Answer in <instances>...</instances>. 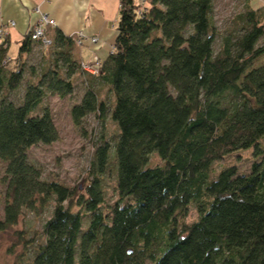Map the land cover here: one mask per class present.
Wrapping results in <instances>:
<instances>
[{"label": "trees", "instance_id": "obj_1", "mask_svg": "<svg viewBox=\"0 0 264 264\" xmlns=\"http://www.w3.org/2000/svg\"><path fill=\"white\" fill-rule=\"evenodd\" d=\"M119 2L113 48L97 74L81 68L75 38L58 29L46 31L38 71L27 64L39 43L29 30L14 59L7 36L0 40V233L25 211L51 206L37 238L15 233L25 253L33 247L31 264H264V6L242 0L221 34L214 0ZM79 78L74 124L109 113L119 129L114 154L107 142L96 149L82 194L43 179L28 158L33 145L58 139L44 100L72 94ZM250 147L247 173L231 165L210 179L214 160ZM154 152L159 162L148 166ZM111 157L117 199L107 204ZM191 207L197 216L187 223Z\"/></svg>", "mask_w": 264, "mask_h": 264}, {"label": "rangeland", "instance_id": "obj_2", "mask_svg": "<svg viewBox=\"0 0 264 264\" xmlns=\"http://www.w3.org/2000/svg\"><path fill=\"white\" fill-rule=\"evenodd\" d=\"M243 8L242 0H214L213 19L217 30L221 34L225 33L230 28L232 18ZM220 38L217 39L219 42ZM100 43L98 41L97 45ZM112 46V45H111ZM110 46V47H111ZM217 49V45H215ZM78 48L75 44L73 53ZM47 48L41 44H36L34 50L27 57V64L32 65L34 70L38 71L44 63V52ZM81 56L87 63L92 59L87 58L88 52L86 48H81ZM105 52H108L104 48ZM17 52V44L11 40L10 55H15ZM17 57V56H16ZM14 57V58H16ZM24 57H26L24 55ZM22 57V58H24ZM13 58V59H14ZM259 63H264V56L258 59ZM84 83L81 78L75 83L74 92L65 97L49 95L44 100V106H47L53 116L55 126L58 130V139L50 144L38 143L33 145L28 150V158L31 162L40 167L43 179L47 181H57L70 188H76L77 193L82 194L90 180V164L94 159L96 149L103 145L104 142L110 144L114 154V141L119 134L117 123L111 119L109 113H106L104 118L96 114H88L81 125L78 127L72 121L70 115L71 106L77 103L84 92ZM104 88L101 95L106 96L111 100V94ZM41 109H36L35 113H39ZM264 143V140L261 141ZM253 160V147L247 149H238L230 154L223 156L220 159L213 161L209 171L210 179L217 176L219 171L225 167L235 165L242 173H247L250 170V165ZM159 162V156L156 152L150 156L148 166H153ZM115 164L111 161L109 170L102 175V186L104 188L105 201L107 204H112L117 199L116 190V172ZM5 163L0 161V219L4 215V196H5ZM49 209L41 211L40 208L35 212L25 211L19 222L12 228L0 233V264H31L33 258V247L28 246L26 253L23 243L17 241L15 235L17 230L27 231L28 238H37L40 234L43 224L51 215ZM196 212L191 207L189 215L185 219L187 223L196 218ZM85 221V220H84ZM85 224L83 225L84 229Z\"/></svg>", "mask_w": 264, "mask_h": 264}, {"label": "crops", "instance_id": "obj_3", "mask_svg": "<svg viewBox=\"0 0 264 264\" xmlns=\"http://www.w3.org/2000/svg\"><path fill=\"white\" fill-rule=\"evenodd\" d=\"M254 7L264 6V0H252ZM119 0H0V26H4L9 40L8 55L14 58L18 54L19 40L28 32L30 27L39 19L41 14L52 18L56 25L47 28L49 35L55 29L60 30L67 36L74 37L82 32L87 38L95 36L100 43L91 44L85 40L83 45L74 51L79 61L84 60L81 56V48H86L91 55L97 54L103 60L116 34V26L119 18ZM13 21V26H6ZM11 40L17 44V52L10 55Z\"/></svg>", "mask_w": 264, "mask_h": 264}, {"label": "built area", "instance_id": "obj_4", "mask_svg": "<svg viewBox=\"0 0 264 264\" xmlns=\"http://www.w3.org/2000/svg\"><path fill=\"white\" fill-rule=\"evenodd\" d=\"M14 22L9 21L6 26H13ZM55 21L47 16L46 14H41L39 19L30 27L29 31L31 32V38L35 41H38L43 46H48L50 44V39L46 34L47 28L55 27ZM5 26V25H4ZM4 26H0V40L6 36ZM87 40L91 44H97L98 38L91 36L87 38L82 32H79L75 36V42L78 46L83 45L84 41ZM113 46L110 47L111 50ZM81 68L90 74H97L100 71L101 59L97 54H93L92 59L87 63L81 61Z\"/></svg>", "mask_w": 264, "mask_h": 264}]
</instances>
